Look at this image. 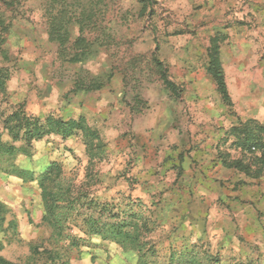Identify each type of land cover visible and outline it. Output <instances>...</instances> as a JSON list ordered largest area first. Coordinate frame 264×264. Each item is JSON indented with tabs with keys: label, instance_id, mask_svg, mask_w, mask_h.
Instances as JSON below:
<instances>
[{
	"label": "rangeland",
	"instance_id": "374dc122",
	"mask_svg": "<svg viewBox=\"0 0 264 264\" xmlns=\"http://www.w3.org/2000/svg\"><path fill=\"white\" fill-rule=\"evenodd\" d=\"M91 13V48L68 62L72 52L60 53L49 26L66 19L70 45L75 19ZM212 46L227 101L206 72ZM0 51L4 142L2 121L21 107L81 119L103 147L101 161L87 163L80 132L48 136L32 143L31 158L15 155L17 168L37 176L56 162L78 182L99 172L100 199L151 205L154 264L171 255L178 264H264V0H5ZM0 205V258L23 263L49 234L36 182L0 171ZM81 251L70 264H136L99 239Z\"/></svg>",
	"mask_w": 264,
	"mask_h": 264
},
{
	"label": "trees",
	"instance_id": "16d2710c",
	"mask_svg": "<svg viewBox=\"0 0 264 264\" xmlns=\"http://www.w3.org/2000/svg\"><path fill=\"white\" fill-rule=\"evenodd\" d=\"M0 3L5 4V0H0ZM92 16V13L82 14L75 19L78 36L70 45H67L70 35L66 19L50 24L49 39L58 42L60 53L72 52L68 62H80L87 56L92 44L86 41L83 34L87 28L86 21H91ZM216 54L217 48L212 46L206 72L214 80L223 100L227 101L224 74ZM157 66L161 69L160 78L164 86L175 91L176 86L168 80L161 64ZM7 80L8 73L0 68V92L5 89ZM2 124L10 141L4 142L0 133V171L17 174L24 182H36L41 197L40 222L49 232L47 238L30 249L26 261L20 264H70L73 256H82V248L93 239L117 245L127 259L134 257L136 264L155 263L156 251L149 236L160 227V222L153 219L151 205H144L140 199H130L129 196L118 203H115L114 195L110 202L106 198L100 199V190L94 189L95 184H100L99 172H86L78 182L76 177L66 178L56 162L47 165L37 176L17 168L12 162L16 154L31 158V147L35 141L48 136L66 139L77 132L82 134L87 163L99 162L103 147L95 130L86 127L81 119L63 121L51 115L44 119L31 117L21 107L6 116ZM16 143L20 145L16 146ZM259 149L263 154L264 142H260ZM173 257L170 256L168 264H178L174 263ZM188 263L199 264L196 258ZM0 264L15 263L0 258ZM245 264H253V261Z\"/></svg>",
	"mask_w": 264,
	"mask_h": 264
}]
</instances>
